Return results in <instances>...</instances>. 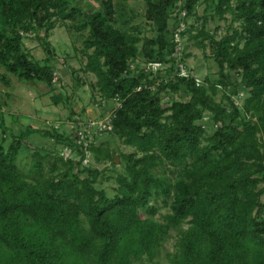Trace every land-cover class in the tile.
Returning a JSON list of instances; mask_svg holds the SVG:
<instances>
[{
  "label": "trees",
  "instance_id": "16d2710c",
  "mask_svg": "<svg viewBox=\"0 0 264 264\" xmlns=\"http://www.w3.org/2000/svg\"><path fill=\"white\" fill-rule=\"evenodd\" d=\"M116 1L130 0H102L103 11L84 15L69 0H0L2 82L9 87L12 74L44 83L53 91L54 104L67 105L63 84L54 82L56 71L47 64L53 57L45 65L34 61L24 39L45 28L38 38L52 55L53 17L81 16L79 30H89L85 71L97 79L92 89L110 103H121L111 109L113 129L106 132L135 149L122 155L124 172L115 177L109 195L96 187L99 171L82 166L85 152L71 134L27 127L8 147L0 141V264H135L145 258L161 264L164 240L183 223L188 227L180 230L168 264H264V0H213L214 13L221 19L230 13L239 26L217 37L206 29L205 16L192 37L210 47L220 68V79L210 87L176 74L174 35L180 20L169 27L178 2L190 17L199 0H146V18L156 35L141 49L139 37L117 27ZM139 57L164 68L132 70L131 62ZM217 85L232 88L223 101L216 100ZM242 89L247 96L239 107L233 96ZM181 91L190 94L188 101L163 106V94ZM205 112L216 128L208 137ZM70 114L73 120L76 114ZM0 129L7 133L3 113ZM35 133L73 148L80 160L58 156L63 169L54 163L47 177L37 153L30 170L35 177L25 175L17 161L24 141ZM102 145L93 143L89 150L98 161H111ZM160 168L173 178L160 177ZM160 194L170 207L163 221L155 218L157 208L151 204Z\"/></svg>",
  "mask_w": 264,
  "mask_h": 264
},
{
  "label": "rangeland",
  "instance_id": "374dc122",
  "mask_svg": "<svg viewBox=\"0 0 264 264\" xmlns=\"http://www.w3.org/2000/svg\"><path fill=\"white\" fill-rule=\"evenodd\" d=\"M71 6L78 7L84 15L92 14L97 11H103L104 6L102 0H69ZM117 9V27L126 30L127 32L140 38L139 49L145 43L146 38H151L156 35L155 28L146 18L147 5L146 0H130L127 2L116 1ZM183 1H180L172 9L171 18L169 19V27L172 29L176 18L180 23H186L187 27L192 28L191 34L181 35L183 47V59L193 73L202 79V85L210 87V83H216L220 79L219 66L212 57L210 47L202 46L196 39L192 37L196 35L197 29L203 27L205 16L207 18L206 29L212 33H216L217 37L225 35L231 31L233 27H238L239 22L235 21L230 13L226 14L225 19L214 13L213 0H199L196 12L193 16H186L187 19L182 21L183 17L180 7ZM69 6V7H71ZM70 11V8L68 9ZM127 20V24L125 23ZM52 21L55 22V28L49 34L48 43L52 49V55L46 52L44 44L38 37H44L45 28L33 32L30 37L24 39L25 48L31 53L34 61L45 65L47 63L57 73L59 82L63 84V91L69 98L67 105L53 103L52 89L41 82H30L19 80L15 75L9 74L12 83L7 87L0 79V114L3 113L7 133H3L0 129V141L5 139V146L8 147L13 141V135H19L22 130L27 127H34L43 130L56 129L62 135L71 134L69 121H71V110L82 119H94L96 117H107L111 109L117 105L115 102L106 101L101 97L99 91H93L92 84L97 82V79L91 73L85 71L87 63V55L84 49V41L89 36V30H79L82 21L81 16H77L75 20H64L54 16ZM1 28V23H0ZM92 52L89 51L88 53ZM137 64V65H136ZM150 63L145 62L141 57L131 62L132 70L137 67L150 70ZM135 65V66H134ZM164 72V71H163ZM6 73V70L0 64V77ZM232 81L236 82L238 77L235 72L231 73ZM218 89L217 101H223L224 95L231 94L232 88L228 87L225 90L221 85L216 86ZM224 94V95H223ZM247 96V92L242 89L237 96H233L236 104L242 107L243 101ZM163 106L168 107L172 101L186 102L190 99V94L184 91L178 94H163ZM205 122V130L207 137L215 131L214 124L211 123V115L205 112L203 117ZM260 139L261 135H259ZM103 143V148L109 150L112 155V160L102 157L98 161L94 153L90 152L86 161L82 162V166L92 168L99 171V181L96 184L98 189L104 188L109 195L114 194L116 186L115 177L117 174L124 172L122 163V155L131 154L135 149L124 145L111 132L103 133L95 139V145ZM207 144L205 140L202 145ZM63 145L55 140L35 133L27 138L22 146L17 164L25 175L35 177V174L30 173L34 168L36 155L43 156V173L45 176H51L50 169L54 163L58 164L59 169H63V165L56 158L62 156ZM140 156L142 154H139ZM67 157V154H66ZM78 154H69L68 159L73 161L80 160ZM65 160V158H64ZM159 169V176H168L173 178V173L165 172ZM88 174H81L84 178ZM169 202V200H167ZM264 203V195L261 197ZM157 208L155 218L158 221H163V217L170 212V207L165 205V197L160 194L159 197L151 201ZM264 215V211H263ZM148 216V215H147ZM187 223H183L180 228H172L168 237L164 240L162 254L159 258L161 264H168V255L174 254L177 251V245L180 238V230L187 229ZM135 264H154L147 258L142 261H136Z\"/></svg>",
  "mask_w": 264,
  "mask_h": 264
},
{
  "label": "built area",
  "instance_id": "2783aa9c",
  "mask_svg": "<svg viewBox=\"0 0 264 264\" xmlns=\"http://www.w3.org/2000/svg\"><path fill=\"white\" fill-rule=\"evenodd\" d=\"M182 16H186V12H182ZM186 28H187L186 23L184 22L180 23V26L177 28L174 35V40L177 43L176 51L173 54L176 60L175 71L179 77H185V78L194 77L196 81V85L201 86L203 83L202 79H200L195 73L190 71L185 61L183 60V47L181 42V34L186 30ZM22 34L26 35L24 33ZM26 36L29 37L30 34H27ZM148 68L151 71L156 72L164 68V66L162 63H150ZM54 82L56 84H58L59 82L56 72H54ZM116 102H117V108L121 107V103L119 102V100H116ZM113 117H114V112L110 111L109 116L107 117L82 119L80 116L76 115L74 116L73 120L68 122L71 129L70 133L72 135V138L74 139L75 143L79 145L82 148V150L85 152V158L83 160L84 162L86 161L87 155L90 153L89 146L95 143V139H97L98 136H101L106 131H112ZM63 150L64 152L62 153V156L65 158V160L68 159L69 154L71 155L75 153L73 148L70 147H65Z\"/></svg>",
  "mask_w": 264,
  "mask_h": 264
}]
</instances>
